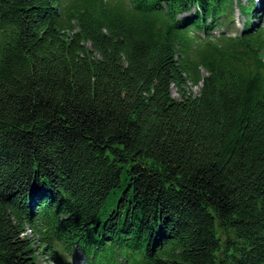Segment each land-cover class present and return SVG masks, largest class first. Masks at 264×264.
I'll return each instance as SVG.
<instances>
[{
    "label": "trees",
    "instance_id": "obj_1",
    "mask_svg": "<svg viewBox=\"0 0 264 264\" xmlns=\"http://www.w3.org/2000/svg\"><path fill=\"white\" fill-rule=\"evenodd\" d=\"M258 8L0 0V264H264Z\"/></svg>",
    "mask_w": 264,
    "mask_h": 264
},
{
    "label": "rangeland",
    "instance_id": "obj_2",
    "mask_svg": "<svg viewBox=\"0 0 264 264\" xmlns=\"http://www.w3.org/2000/svg\"><path fill=\"white\" fill-rule=\"evenodd\" d=\"M246 1V0H244ZM257 2L259 3L260 6L264 5V0H257ZM236 16H235V21H236V24L237 26H239L240 28H242V25L244 23V21L246 20V17L243 13H241V11L239 10L238 7H236ZM253 22H258L257 19H254ZM259 22H261L262 24H264V16L262 18V20H260ZM200 85H193V84H190L191 88L193 89L194 92H198L199 89H200ZM173 93L176 95V96H179L177 90H176V87L173 86ZM29 232V231H27ZM30 233V232H29ZM37 260H38V263L39 264H56L55 261H53L52 259H48L47 258V255H43L42 253L38 254V257H37ZM72 261L75 263V264H79V257L76 256L75 254H73V259Z\"/></svg>",
    "mask_w": 264,
    "mask_h": 264
}]
</instances>
